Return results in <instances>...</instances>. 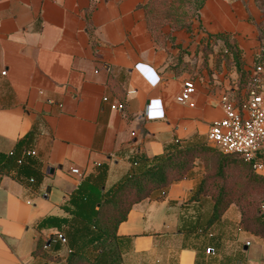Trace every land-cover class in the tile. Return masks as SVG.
I'll return each instance as SVG.
<instances>
[{
	"label": "crops",
	"instance_id": "crops-1",
	"mask_svg": "<svg viewBox=\"0 0 264 264\" xmlns=\"http://www.w3.org/2000/svg\"><path fill=\"white\" fill-rule=\"evenodd\" d=\"M147 2L0 0V153L36 152L17 170L0 163V264L64 263L74 228L63 230V253L56 229L39 223L71 218L64 206L82 180L72 167L85 176L107 167L108 187L135 161L207 142L223 116L220 95L244 92L224 42L204 53L207 35H228L244 72L264 64V0H205L190 30L165 23L157 33ZM185 79L195 91L180 103ZM199 181L200 173L182 178L131 206L116 228L120 264H264V241L240 228L235 205L211 220L212 199L193 196Z\"/></svg>",
	"mask_w": 264,
	"mask_h": 264
},
{
	"label": "trees",
	"instance_id": "trees-1",
	"mask_svg": "<svg viewBox=\"0 0 264 264\" xmlns=\"http://www.w3.org/2000/svg\"><path fill=\"white\" fill-rule=\"evenodd\" d=\"M205 0H194L198 10ZM182 4V0H170V4ZM145 5L147 22L150 29L157 33L159 28L168 23L172 29H191L189 21L178 19H159L152 15V10ZM220 39L228 52L231 53V60L235 62L238 76V90L245 89L249 82V74L241 67L239 49L236 43L223 33L209 34L203 40L202 47L205 54L212 51V42ZM227 54V52L225 53ZM124 106V104L122 103ZM26 149L17 153L16 149H11L6 154L0 153V163L14 166L17 170L25 161L27 155H23ZM205 141H190L176 144L172 149L164 154L155 156L151 160L140 159L134 162V167L130 173L120 180L106 187L107 167L102 166L93 175L85 176L71 192L68 205L64 209L71 218L46 216L39 223L40 227L50 225L56 229L55 236L62 234L65 226L74 228V241L72 249L68 252L63 264H120L122 255L116 235L117 225L123 221L131 206L145 198H159L174 182L194 175L195 159L201 153L211 152ZM216 168L221 173L230 164H240L245 168V179L249 185H258L264 189V175L256 172L249 163L245 162L241 156L236 154H224L219 151ZM231 161H229V159ZM20 160V161H19ZM201 195L209 196L213 201L211 220H218L227 207L236 202L241 208V218L239 226L241 229L260 236L264 240V209L260 208V203L264 197L257 201L259 204L255 213L248 215L247 208L253 200L242 202L241 198L231 196L223 183L211 182L206 176H202L194 192V197Z\"/></svg>",
	"mask_w": 264,
	"mask_h": 264
},
{
	"label": "built area",
	"instance_id": "built-area-1",
	"mask_svg": "<svg viewBox=\"0 0 264 264\" xmlns=\"http://www.w3.org/2000/svg\"><path fill=\"white\" fill-rule=\"evenodd\" d=\"M1 74H5L2 71ZM195 91L192 79H185L176 100L180 103L188 102ZM264 64L256 61L249 72V82L244 92L236 98L230 92H223L219 104L223 116L211 122L207 132V143L224 154H236L249 163L258 173L264 171ZM107 96L102 100L107 101ZM112 108H123L122 103L111 104ZM148 114V107L146 111ZM33 149H26L23 155L34 156ZM20 161V160H19ZM70 172L83 179L85 169L72 167ZM57 238L65 243L62 234ZM212 251V248H207Z\"/></svg>",
	"mask_w": 264,
	"mask_h": 264
},
{
	"label": "rangeland",
	"instance_id": "rangeland-1",
	"mask_svg": "<svg viewBox=\"0 0 264 264\" xmlns=\"http://www.w3.org/2000/svg\"><path fill=\"white\" fill-rule=\"evenodd\" d=\"M169 2L170 0H149L148 7L152 10V15H155V17L157 16V18L159 19H163V21L169 18L170 19L179 18V20L181 21L186 20L192 23V21L196 18L195 15L197 13V8L195 7L196 3L194 2V0H182V2H180L182 4L180 5H179V2H176V4L175 3L170 4ZM193 37L194 35L192 34L191 35L192 40L190 43H194L195 45L198 38H196V36L195 38ZM194 45H192L193 48H194ZM193 48L191 50H188V52H186V58L189 60L195 58L194 55H190ZM193 52H195V55H196L197 51H193ZM208 145L209 147L212 148V151L201 153L199 157L195 159L194 174L196 175L197 173H200V180L202 176H206L209 178V181L211 182L223 183L227 192L233 197L244 195L243 198H241L242 202L244 201L248 202V201L253 200L255 203H252L247 208L248 215L249 216L252 215L253 213H255L257 206L259 205L257 204L258 203L257 201H259V199L264 197V189L260 188L258 185H249L244 176L245 168H243L238 163L230 164L224 169L223 173L218 171V169L216 168V165H217V160L219 158V155H218L219 150L210 144ZM227 159H229V157H227ZM229 161L231 160L229 159ZM231 204L235 205L238 208L240 212V218H241V208L239 204L236 202H232ZM260 204H261L260 208L263 210L264 201L261 202ZM240 218H239V221H240ZM66 237L68 238L69 235L67 234ZM69 246H70L69 241L66 243H59L58 250L60 252L65 253Z\"/></svg>",
	"mask_w": 264,
	"mask_h": 264
},
{
	"label": "water",
	"instance_id": "water-1",
	"mask_svg": "<svg viewBox=\"0 0 264 264\" xmlns=\"http://www.w3.org/2000/svg\"><path fill=\"white\" fill-rule=\"evenodd\" d=\"M51 171L53 170V169H50ZM47 191H49V187L47 188Z\"/></svg>",
	"mask_w": 264,
	"mask_h": 264
}]
</instances>
